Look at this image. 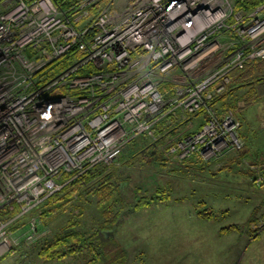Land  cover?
Instances as JSON below:
<instances>
[{
    "label": "built area",
    "instance_id": "built-area-1",
    "mask_svg": "<svg viewBox=\"0 0 264 264\" xmlns=\"http://www.w3.org/2000/svg\"><path fill=\"white\" fill-rule=\"evenodd\" d=\"M98 1L63 10L52 0H0V211L18 208L0 220V259L20 244L23 224L29 240L37 235L29 216L53 194L115 164L166 117L204 114L170 150L182 158L241 148L237 124L219 118L213 101L233 70L264 58V12L237 11L234 0H131L123 11L109 0L91 10ZM145 22L167 29L149 52L132 31Z\"/></svg>",
    "mask_w": 264,
    "mask_h": 264
},
{
    "label": "rangeland",
    "instance_id": "rangeland-1",
    "mask_svg": "<svg viewBox=\"0 0 264 264\" xmlns=\"http://www.w3.org/2000/svg\"><path fill=\"white\" fill-rule=\"evenodd\" d=\"M130 2L116 0L113 7L123 11ZM258 8L263 13L264 3ZM240 92L246 93L247 88ZM234 95L227 97L226 107L217 104L214 110L219 118L232 117L237 124L235 133L242 144L239 150L209 158L198 148L189 158L170 152L188 134L199 130L205 119L201 113L167 136L164 146L147 152L148 144H155L159 136L153 129L154 136L147 133L146 144L129 153L127 148V158L120 157L113 164L122 167L125 175L117 180L115 215L119 217L111 227H103L111 207H98L93 196L82 199L78 195L48 224L34 215L38 231L32 240L26 237L29 225L23 224L25 227L18 232L20 244L4 255L0 264H104L105 260L95 259L86 246L81 247L83 252L61 260L40 256L35 248L38 240L52 237L69 223L68 232H93L100 227L101 240L116 244L125 254L124 264H264V174L256 165V160L264 161V97L253 106L234 112ZM239 104L245 105L241 100ZM165 121L166 127L177 125L170 117ZM233 137L226 134L225 139L231 144ZM245 146L252 154L244 158L241 154ZM255 151L263 155L258 156ZM158 152L168 159L164 165L153 162L150 153L157 156ZM245 170H254L257 188L249 185ZM145 197L152 198L151 203L136 207ZM203 212L213 213L215 218L206 219ZM233 224L239 228L222 232L223 227ZM102 228L109 229L111 236L107 237Z\"/></svg>",
    "mask_w": 264,
    "mask_h": 264
},
{
    "label": "trees",
    "instance_id": "trees-1",
    "mask_svg": "<svg viewBox=\"0 0 264 264\" xmlns=\"http://www.w3.org/2000/svg\"><path fill=\"white\" fill-rule=\"evenodd\" d=\"M75 1L76 0H55V2L59 4V6L63 10L69 9L72 5L75 4ZM108 1L109 0H99L98 3L91 8V10L96 11L98 6H101L102 4H105ZM234 2L237 11L248 13L258 8L261 4H263L264 0H234ZM67 62H69V60H66L65 64H67ZM61 64L62 62L56 63L55 67L59 65L58 67H56L57 70L61 68L62 66ZM230 77H231V83L228 90L223 95L219 96L213 101L216 107L217 104H221L222 108L226 107L225 105L227 104H225V101L227 102V97L233 94H235L234 95L235 105L234 108L232 109L234 112L245 109L249 105L253 106L255 103L259 101L261 97H264V58L250 62L242 69L233 70L230 73ZM246 88H247L246 93L242 92L241 94L240 92L238 94L239 91H243ZM240 100L245 103L244 106H240L239 104ZM197 115L199 114H195L194 116ZM194 116H192V119L194 118ZM205 121L206 120L204 119L199 129L203 126ZM186 122L177 124L175 126L172 125L171 127L168 126L166 127L165 120L157 123L154 129L159 134L157 140H155V143L158 145L148 144L147 152H150L153 149V147L156 150L157 147L161 145L164 146L166 141L165 138L167 136L169 138L172 134L175 133L177 129H180V127ZM142 137L143 139L140 140V144H138L137 143L138 140ZM147 139L148 138H146V135H142L136 138L135 140H133L131 144L127 147L130 148L127 153H129L130 150L135 151L137 150L136 147H140L146 144ZM248 149H249L248 146L247 147L245 146L243 148L241 157L245 158L251 156L250 154L252 153ZM262 149H264V147H262ZM125 152H123L121 155L122 160H125L127 158V156H125L126 155ZM254 153L257 154L258 156H261L263 155L264 151L263 153L259 151H255ZM150 155L154 159L153 162L157 166L164 165L163 163L164 160L168 162V159L164 155H161L159 152L157 153V156H155L156 154L153 155L152 153H150ZM136 157L138 156H134V158ZM127 162L130 163L129 160ZM256 162H257L256 165L260 166V169H262L263 171L262 174H264V161L262 159H258L256 160ZM122 170H123L122 167L118 168L113 165H105V164H100L93 167L92 169L88 170L80 177L66 184L61 191L53 194L43 205H41L29 217L38 214L40 220L41 221L43 220L45 224H48L49 221L52 220V218L55 217L56 214H60L61 212L65 211L67 206L71 203L72 200L75 199L76 196L79 195L80 198L82 199H84L85 196L87 197L93 196L98 202L97 205L98 207L102 208L105 204L109 206L108 208L111 207L110 210L111 212L106 213L107 220L103 225V227H111L119 217L115 215V210H116L115 198L117 191H119V188L117 187V183H118L117 180L119 179L120 175H125L124 170L123 171ZM253 171L245 170V173L249 177V182H250L249 185L255 188L256 179L254 178L255 172ZM71 177H72L71 173H64L62 179L64 181L70 179ZM262 185H264V183ZM151 201L152 198L145 197L138 202L136 207L140 208L149 205ZM17 212H18L17 207L4 208L0 211V220H8L12 218ZM201 215L202 217L210 220H213L215 218V215L213 213L203 212ZM262 215H264V213ZM254 221H256V218ZM70 226L71 223L66 224L59 232H56L52 237H43L40 240H38L35 248L39 251L40 256L47 259L61 260L67 258L68 256L76 255L81 251L83 252L84 248L81 247L86 246L85 248L88 249L86 251H88L90 254H95V259H97V257L100 260L101 258H103V260H105L104 264H124L125 254L121 251V249L118 248L119 246H117L116 244H113L111 242L112 245H110L109 243L101 240L99 234L101 231L100 227L97 230H94L93 232L82 233L81 231L78 230L68 232ZM238 228L239 226L236 224L228 225L222 228V232L225 233L230 230L233 231ZM108 230L109 229L102 228V232L106 234L107 237L111 236Z\"/></svg>",
    "mask_w": 264,
    "mask_h": 264
},
{
    "label": "bare ground",
    "instance_id": "bare-ground-1",
    "mask_svg": "<svg viewBox=\"0 0 264 264\" xmlns=\"http://www.w3.org/2000/svg\"><path fill=\"white\" fill-rule=\"evenodd\" d=\"M130 4V3H129ZM128 6V5H127ZM125 6V8L127 7ZM120 11V10H119ZM158 16V14H157ZM165 19V18H164ZM163 19V20H164ZM151 21H157V18H153ZM198 25V23H196L194 25V27H196ZM152 26H157L158 29L156 30H152L150 31L151 27ZM165 26L164 24L161 22V24H158L156 22H151L148 24V22H145L143 24H140V25H136L134 28H133V32L138 34V38H136L135 40L137 42H142L143 44L147 45L146 49H144V52H149L150 49L153 47V44L160 39V37H162V32L166 33V30L165 29ZM142 34V35H141ZM141 43V45L139 46H136V48H138L137 50L139 51L140 48H144L143 44ZM142 50V49H141ZM141 52V51H139ZM112 89L114 88L113 85L110 86ZM17 93H21V90H18ZM2 107V106H0ZM49 119H53V117L51 116Z\"/></svg>",
    "mask_w": 264,
    "mask_h": 264
},
{
    "label": "water",
    "instance_id": "water-1",
    "mask_svg": "<svg viewBox=\"0 0 264 264\" xmlns=\"http://www.w3.org/2000/svg\"><path fill=\"white\" fill-rule=\"evenodd\" d=\"M156 144V143H155Z\"/></svg>",
    "mask_w": 264,
    "mask_h": 264
}]
</instances>
